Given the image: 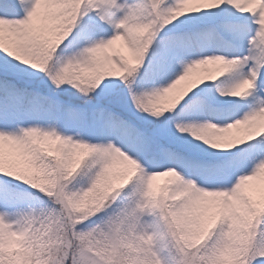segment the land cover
<instances>
[{
    "label": "snow or ice",
    "instance_id": "6c2138e0",
    "mask_svg": "<svg viewBox=\"0 0 264 264\" xmlns=\"http://www.w3.org/2000/svg\"><path fill=\"white\" fill-rule=\"evenodd\" d=\"M0 264H264V0H0Z\"/></svg>",
    "mask_w": 264,
    "mask_h": 264
}]
</instances>
